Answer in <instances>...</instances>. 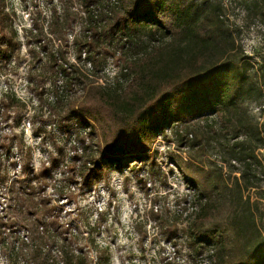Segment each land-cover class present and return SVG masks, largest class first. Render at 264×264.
<instances>
[{"label": "rangeland", "instance_id": "374dc122", "mask_svg": "<svg viewBox=\"0 0 264 264\" xmlns=\"http://www.w3.org/2000/svg\"><path fill=\"white\" fill-rule=\"evenodd\" d=\"M224 4L246 54L254 62L260 61L264 12L251 0H224ZM95 8L90 0H0V264L29 261L32 253L26 255L21 250L32 248L33 243L24 242L33 238L36 225L46 223L49 216L71 233L68 235L77 236L76 245L89 264H99L100 259L106 264H161L167 257L176 264L208 263L207 251L197 257L189 244L191 209L189 216L183 215L169 231H161L154 219L161 217L172 224L177 212L175 200L200 191L190 178L188 157L192 165H222L215 143L209 153L197 156L196 147L189 148L196 141L189 143L187 135L188 145L183 147L186 134L197 131L196 120L184 116L187 123L172 126L164 136L149 134L145 149L112 161L102 157L106 144L113 140L105 124L76 116L70 124L79 125L73 126L79 130L78 137H69L61 127L63 117L77 110L88 83L106 89L118 81L127 84L131 78L129 62L152 49L153 43L145 36L136 41L138 45L106 38L100 41L98 51L80 56V47L91 37L88 26ZM60 66L68 69V77L59 74L56 78L54 72L59 73ZM76 73L85 77L71 82ZM170 86L171 80H163L155 97L124 116L127 125L134 126L141 116L157 118L160 98ZM56 97L66 98L63 105L51 104L54 111L61 110L60 117L49 111ZM148 148L149 152H142ZM263 152L259 151L261 158ZM88 154L94 155L95 165L101 168L88 181H81V171L88 173L84 166ZM20 165L25 169L19 178L30 187L24 197L27 209L16 208L1 195L2 182L7 186L15 179L22 171ZM259 207L264 233V201ZM218 209H212L207 224L222 227L218 234L219 241H224L231 233L224 229V214ZM165 232L173 234L170 240L176 243V252Z\"/></svg>", "mask_w": 264, "mask_h": 264}, {"label": "trees", "instance_id": "16d2710c", "mask_svg": "<svg viewBox=\"0 0 264 264\" xmlns=\"http://www.w3.org/2000/svg\"><path fill=\"white\" fill-rule=\"evenodd\" d=\"M90 1L96 7L88 26L91 37L80 47V56L98 51L100 41L106 38H120L127 44L138 45L136 41L145 36L153 45L142 57L129 62L127 71L131 78L127 84L118 81L106 89L88 83L83 99L75 107L77 110L73 109L70 117H63V131L69 137H78L79 130L73 126L79 125L70 124V120L79 115L105 124L113 140L106 144L102 157L104 161H112L133 150L145 149L149 134L187 123L182 119L184 116L196 120L197 131L186 134L183 147L188 145L187 135L191 137L189 143L196 141L189 148L196 147L197 156L209 153L215 143L222 165L207 168L192 165L188 157L190 178L200 191L188 192L175 200L177 212L172 224L154 216L156 225L161 231H169L183 215L189 216L187 212L191 209L189 244L197 257L204 251L209 255L208 263L199 264H264L263 212L259 207L264 201V158L259 154L264 151V53L258 62L246 54L224 0ZM251 1L257 10L264 12V0ZM58 69L59 73L54 72L56 78L59 74L69 76L67 68ZM84 77L76 73L70 80L80 82ZM163 80H171V86L160 98V115L155 119L141 116L134 126L127 125L124 116L135 113L147 98L155 97ZM65 99L56 97L50 105H63ZM50 105V114L60 117L61 110L54 111ZM149 151L148 148L142 152ZM93 158V154L86 155L84 166L88 173L81 171V181H88L100 170V164L95 165ZM20 168L21 173L7 186L2 182L1 195L7 196L6 202L13 201L16 208L27 209L24 197L30 187L23 185L25 179L19 178L25 166ZM4 176L2 179L6 181ZM214 207L224 214V229L231 233L224 241H219L222 227L211 228L207 224ZM45 219L46 223L36 225L35 236L24 242L33 243L32 248L21 250L33 255L24 264H89L76 245L77 236L68 235L71 233H66L54 216ZM172 235L167 234L169 240ZM172 245L176 252V243ZM100 261L99 264H106ZM161 264L176 261L167 257Z\"/></svg>", "mask_w": 264, "mask_h": 264}, {"label": "built area", "instance_id": "2783aa9c", "mask_svg": "<svg viewBox=\"0 0 264 264\" xmlns=\"http://www.w3.org/2000/svg\"><path fill=\"white\" fill-rule=\"evenodd\" d=\"M172 129H173V127L166 128V129H164L163 131L158 132V135H159V136H164V134H165L166 132H168V131H170V130H172Z\"/></svg>", "mask_w": 264, "mask_h": 264}]
</instances>
